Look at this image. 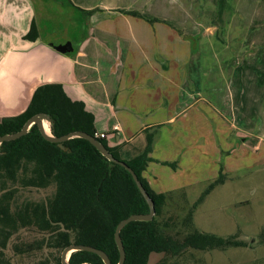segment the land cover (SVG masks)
<instances>
[{
	"label": "crops",
	"instance_id": "0c3cea01",
	"mask_svg": "<svg viewBox=\"0 0 264 264\" xmlns=\"http://www.w3.org/2000/svg\"><path fill=\"white\" fill-rule=\"evenodd\" d=\"M164 1L0 0V118L20 115L38 88L59 84L95 117L96 133L126 161L142 155L152 137V161L143 172L150 187L161 173L196 175L195 156L186 155L194 148L182 143L180 127H166L198 111L203 76L210 83L220 76L234 87L247 81L248 66L218 63L203 72L204 36L187 27L183 14H170ZM247 3L235 16L264 15V0L254 13ZM64 6L72 13L60 33L45 22L52 21L50 8ZM33 22L39 37L31 41L26 36Z\"/></svg>",
	"mask_w": 264,
	"mask_h": 264
},
{
	"label": "trees",
	"instance_id": "16d2710c",
	"mask_svg": "<svg viewBox=\"0 0 264 264\" xmlns=\"http://www.w3.org/2000/svg\"><path fill=\"white\" fill-rule=\"evenodd\" d=\"M138 15V13L133 12ZM39 37L35 22L26 36ZM53 119L51 132L63 137L73 132L96 134L95 117L81 102L72 101L62 85L41 86L27 109L18 116L0 118V137L19 132L35 115ZM96 138V137H95ZM113 156L122 161L105 139L97 138ZM61 150L47 141L35 125L31 131L0 148V264H62L61 254L71 245L92 246L104 251L111 264L120 254L115 242L118 224L132 215L148 214L149 206L132 175L122 166L108 161L89 141L69 140ZM152 137L145 152L131 161H123L137 174L155 202L156 216L151 222H132L121 232L126 251L125 264H147L153 253L173 256L187 249L224 251L245 246L239 235L222 238L193 233L184 239L167 235L158 222L167 196L155 193L143 178L152 161ZM195 203L194 210L204 196ZM23 264V263H22ZM70 264H105L96 254L77 251Z\"/></svg>",
	"mask_w": 264,
	"mask_h": 264
},
{
	"label": "rangeland",
	"instance_id": "374dc122",
	"mask_svg": "<svg viewBox=\"0 0 264 264\" xmlns=\"http://www.w3.org/2000/svg\"><path fill=\"white\" fill-rule=\"evenodd\" d=\"M247 1H164L170 14H183L187 27L204 36L203 72L211 64L235 67L244 63L248 79L229 87L220 76L217 83L203 76L198 111L192 110L166 127H180L182 143L194 148L186 150V155L193 152L198 173H161L151 186L155 193L172 194L157 217L167 235L179 240L196 232L222 238L239 235L236 240L245 246L224 251L190 248L176 256L153 253L147 264H264V15L248 21L240 14L235 16L236 10L246 9ZM250 1L247 9L254 13L262 0ZM49 13L52 21L45 22L49 28L61 33L66 23L69 27V7L50 8ZM37 21L40 23L38 16ZM119 158L126 161L123 155ZM212 184L216 185L190 219L191 209ZM19 263L26 261L21 258Z\"/></svg>",
	"mask_w": 264,
	"mask_h": 264
},
{
	"label": "water",
	"instance_id": "95a60500",
	"mask_svg": "<svg viewBox=\"0 0 264 264\" xmlns=\"http://www.w3.org/2000/svg\"><path fill=\"white\" fill-rule=\"evenodd\" d=\"M46 124L49 126V131L46 130ZM52 124H53V119L49 115L44 114V113L35 115L25 123V125L23 126V128L19 132L13 133V134H6L4 136H1L0 137V148H1L2 144L5 142L14 141V140H17V139L27 135L31 131L32 127L36 125L38 127L39 131L41 132L42 136L47 141L56 144L61 150L65 151V152H71V150L65 146V143L67 141L72 140V139H76V138L85 139V140L89 141L93 146H95L98 149V151L108 161L124 167L132 175L134 182L136 183L140 193L142 194V196L146 200V202L149 206V209H150L148 214L132 215L129 218L121 221L115 230V235H114L115 242H116V245L118 247L119 254H120V259H119L118 264H125L126 251H125L124 244H123V241L121 238V232L123 231V229L127 225H129L132 222H151L154 219V217L156 216V206H155L154 200L151 198V196L149 195V193L147 192V190L143 186L142 182L138 178L135 171L132 168H130L125 162L116 159L113 156V154H111L109 152V150L105 147V145L101 141H99L97 138H95V137H93V136H91L85 132H73V133L67 134L63 137H55L51 132V125ZM77 251H86V252L94 253V254L98 255L103 260V262L105 264H111L109 256L104 251L97 249L95 247H92V246H85V245H71V246L65 248L61 254V263L62 264H70V257L72 255V253L77 252Z\"/></svg>",
	"mask_w": 264,
	"mask_h": 264
},
{
	"label": "built area",
	"instance_id": "2783aa9c",
	"mask_svg": "<svg viewBox=\"0 0 264 264\" xmlns=\"http://www.w3.org/2000/svg\"><path fill=\"white\" fill-rule=\"evenodd\" d=\"M95 137H96V138L105 139V138H106V135H105V134H99V133H96V134H95Z\"/></svg>",
	"mask_w": 264,
	"mask_h": 264
},
{
	"label": "bare ground",
	"instance_id": "6f19581e",
	"mask_svg": "<svg viewBox=\"0 0 264 264\" xmlns=\"http://www.w3.org/2000/svg\"><path fill=\"white\" fill-rule=\"evenodd\" d=\"M46 130L49 131V126L46 124Z\"/></svg>",
	"mask_w": 264,
	"mask_h": 264
}]
</instances>
